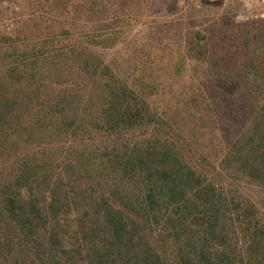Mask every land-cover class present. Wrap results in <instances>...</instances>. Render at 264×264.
<instances>
[{"label":"trees","instance_id":"trees-1","mask_svg":"<svg viewBox=\"0 0 264 264\" xmlns=\"http://www.w3.org/2000/svg\"><path fill=\"white\" fill-rule=\"evenodd\" d=\"M98 3L81 32L0 26V264H264V213L199 171L264 191V25L238 62L195 32L145 66Z\"/></svg>","mask_w":264,"mask_h":264},{"label":"rangeland","instance_id":"rangeland-1","mask_svg":"<svg viewBox=\"0 0 264 264\" xmlns=\"http://www.w3.org/2000/svg\"><path fill=\"white\" fill-rule=\"evenodd\" d=\"M85 1L6 0L1 9L9 14L8 18L0 22L1 31L7 34H21L31 30L32 26H40L45 30L70 28L81 32L86 26L85 21L82 19L79 24L75 15ZM97 1L98 4L101 3L97 11L101 9L105 13L107 8L116 16L125 17V23L123 20L116 25L122 31L121 40L117 49L109 56L113 58L119 53L132 64L145 66H152L153 62L174 64L184 58L182 50L186 48L187 41L195 32L204 34L211 46L225 47L229 44L230 58L232 62H238L241 60L240 54L236 53L241 40L238 28L264 25V19L257 17L264 13L260 0L249 2L254 4V16L245 15L248 8L241 0ZM103 1L106 2V7L102 6ZM77 25L78 28H74ZM189 56H192L193 60L196 58L194 54ZM133 67L132 74L135 71L138 73V68ZM196 167L199 168L198 165ZM199 171L217 180L221 186L237 190L264 213V191L260 188L245 180L234 181L219 171L202 168H199Z\"/></svg>","mask_w":264,"mask_h":264},{"label":"built area","instance_id":"built-area-1","mask_svg":"<svg viewBox=\"0 0 264 264\" xmlns=\"http://www.w3.org/2000/svg\"><path fill=\"white\" fill-rule=\"evenodd\" d=\"M241 1L244 2L246 4V7L248 8V10H247L248 13L245 14V15L254 16V9H253L254 4L253 3L249 4V2L251 0H241ZM260 5L264 6V0H260ZM257 17H260V18L264 19V13L263 14H259V16H257Z\"/></svg>","mask_w":264,"mask_h":264}]
</instances>
